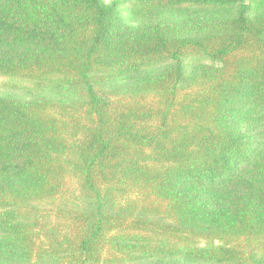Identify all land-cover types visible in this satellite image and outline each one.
<instances>
[{"label": "trees", "instance_id": "16d2710c", "mask_svg": "<svg viewBox=\"0 0 264 264\" xmlns=\"http://www.w3.org/2000/svg\"><path fill=\"white\" fill-rule=\"evenodd\" d=\"M0 77V264H264V0H0Z\"/></svg>", "mask_w": 264, "mask_h": 264}, {"label": "rangeland", "instance_id": "374dc122", "mask_svg": "<svg viewBox=\"0 0 264 264\" xmlns=\"http://www.w3.org/2000/svg\"><path fill=\"white\" fill-rule=\"evenodd\" d=\"M110 2L111 0H106ZM17 88V89H16ZM29 84H24L15 79L8 77H0V93L4 94H15L21 97L30 98L35 91L31 90Z\"/></svg>", "mask_w": 264, "mask_h": 264}]
</instances>
